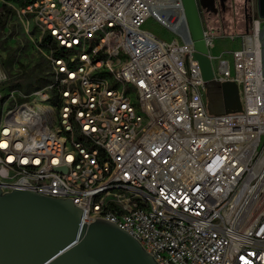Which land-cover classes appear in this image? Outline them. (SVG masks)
<instances>
[{
	"label": "built area",
	"instance_id": "1",
	"mask_svg": "<svg viewBox=\"0 0 264 264\" xmlns=\"http://www.w3.org/2000/svg\"><path fill=\"white\" fill-rule=\"evenodd\" d=\"M197 9L213 80L237 85L239 112L209 114L182 0L19 8L47 83L5 87L0 63V188L70 198L158 264H264V16L249 0L243 29L227 32ZM215 38L236 46L214 57Z\"/></svg>",
	"mask_w": 264,
	"mask_h": 264
},
{
	"label": "water",
	"instance_id": "2",
	"mask_svg": "<svg viewBox=\"0 0 264 264\" xmlns=\"http://www.w3.org/2000/svg\"><path fill=\"white\" fill-rule=\"evenodd\" d=\"M227 1L182 0L193 58L206 89V107L215 116L241 111V102L234 82L213 80L197 5L217 14ZM259 9L264 16V0H259ZM82 214L70 198L0 188V264H158L116 223L101 218L85 223Z\"/></svg>",
	"mask_w": 264,
	"mask_h": 264
},
{
	"label": "rangeland",
	"instance_id": "3",
	"mask_svg": "<svg viewBox=\"0 0 264 264\" xmlns=\"http://www.w3.org/2000/svg\"><path fill=\"white\" fill-rule=\"evenodd\" d=\"M230 4L226 2V8L219 11L215 17H219L223 22V26L227 32H237L244 27V21L240 10V0H229ZM249 0H245V9L247 10V5ZM3 0H0V63L2 67L3 61L8 55L14 57L13 65L8 69H3L7 81L3 83L5 87L12 86L13 82L21 83L19 88L25 91V84L27 83V78L29 77L44 76V72H40L46 65L44 63L45 59L42 54L37 49L38 34L34 21L29 15H23L19 8L14 4H7L14 13L8 14L2 9ZM232 5V6H231ZM143 28L152 31L157 36L161 37L166 41H171L173 35L162 28L157 23H154L152 19H147L144 23ZM262 37L264 40V26L261 27ZM236 45L232 44L228 40L215 38L214 47L211 53L214 57H219L221 52L226 49L234 48ZM263 57H264V42L262 45Z\"/></svg>",
	"mask_w": 264,
	"mask_h": 264
},
{
	"label": "trees",
	"instance_id": "4",
	"mask_svg": "<svg viewBox=\"0 0 264 264\" xmlns=\"http://www.w3.org/2000/svg\"><path fill=\"white\" fill-rule=\"evenodd\" d=\"M31 1L32 0H3L2 9L5 10L8 14H12L14 13V11L10 7H8L7 4H14L18 8H24ZM13 60H14V57L11 55H8L2 63V67L4 69H8L9 67L13 65L14 63ZM44 63L46 65V61H44ZM46 69H47V65L43 69H41L40 72H44L46 71ZM25 77L28 79L27 83L25 84V88H24L25 92H30L31 90L42 87L43 85L47 83V79L45 78V76L35 75L33 77H29V75H25ZM20 87H21V83L19 82H13L11 86L12 89H19Z\"/></svg>",
	"mask_w": 264,
	"mask_h": 264
},
{
	"label": "crops",
	"instance_id": "5",
	"mask_svg": "<svg viewBox=\"0 0 264 264\" xmlns=\"http://www.w3.org/2000/svg\"><path fill=\"white\" fill-rule=\"evenodd\" d=\"M235 2V0H232ZM227 4H230L229 0L227 1ZM240 10H241V14L243 17V21H245V16H246V9H245V0H240ZM232 6V5H231Z\"/></svg>",
	"mask_w": 264,
	"mask_h": 264
},
{
	"label": "flooded vegetation",
	"instance_id": "6",
	"mask_svg": "<svg viewBox=\"0 0 264 264\" xmlns=\"http://www.w3.org/2000/svg\"><path fill=\"white\" fill-rule=\"evenodd\" d=\"M218 7V6H217ZM219 8V7H218Z\"/></svg>",
	"mask_w": 264,
	"mask_h": 264
}]
</instances>
